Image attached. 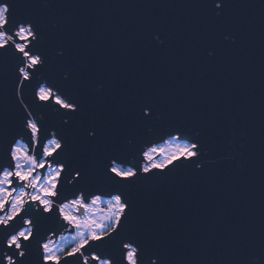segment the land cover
Segmentation results:
<instances>
[{"label":"water","instance_id":"95a60500","mask_svg":"<svg viewBox=\"0 0 264 264\" xmlns=\"http://www.w3.org/2000/svg\"><path fill=\"white\" fill-rule=\"evenodd\" d=\"M0 6L4 33L21 43L13 30L28 25L24 51L38 59L24 77L22 53L6 38L0 46V176L8 170L7 188L21 187L14 146L21 142L39 162L51 134L58 147L39 172L60 166L48 211L29 198L0 223V264H85L91 255L87 264H129L128 247L134 264H264V0ZM43 85L47 99L37 95ZM172 136L195 154L140 171L144 149ZM113 163L134 172L119 176ZM77 195L86 203L116 196L123 212L81 252L45 261L40 243L66 232L58 208ZM26 225L29 236L8 244Z\"/></svg>","mask_w":264,"mask_h":264},{"label":"rangeland","instance_id":"374dc122","mask_svg":"<svg viewBox=\"0 0 264 264\" xmlns=\"http://www.w3.org/2000/svg\"><path fill=\"white\" fill-rule=\"evenodd\" d=\"M18 34L19 40H25L31 33L28 27H20ZM0 43H3V40H0ZM15 45L18 49L24 48L23 44ZM27 61L26 65L28 67H33V64L38 62V59L36 56H27ZM22 69L20 70L22 75L27 77L28 72L25 70L26 66ZM37 95L39 99H47L50 95V90L43 85L39 88ZM54 98L59 105L67 106L62 99L57 96ZM57 147L58 142L55 138L47 140L43 148L44 154L41 160L37 162L36 159L28 155L25 146L21 142L14 146L12 151L15 163L13 175L15 177L17 176L19 182L23 180V187H17L16 190L15 188H7V186H10V178L12 175L8 170L4 171L0 176V209H5V202H9L7 213L6 210H4L0 215V223H6L17 214L23 206V203L29 198L35 201L38 199L39 206H41L44 211L49 210L52 200L46 195H54V188L59 175L60 166H50V163H48L43 176H41L39 170L45 163V157L51 154ZM194 154L193 144L178 140L175 136H172L166 138L159 144L144 149L143 157L145 161L140 163V171L144 172L156 167L162 168L180 156L189 157ZM111 170L119 176H129L134 172L133 169L128 166L122 167V165L116 163L111 165ZM32 172H34L33 175H31ZM24 187L29 188V190H25ZM78 206L83 208V213L80 216L74 213L78 212ZM122 212L123 204L116 196L111 198L92 196L88 198V202L86 203L80 195H77L75 198L63 203L58 208L59 220L61 221L62 218L65 224H70L73 227V231L69 233L68 230H72V228H70V225H67L63 230L66 232L57 234L55 241L54 237L49 239L52 235L48 236L47 239L41 243L43 259L45 261L50 260L57 262L63 257L64 253L74 254L76 251L81 252L80 248L89 240L96 239L111 231L116 226ZM25 222L26 224L29 223L28 220ZM29 233L30 227L26 225L18 234L9 239L8 244L13 243L18 247L19 242L17 238H27ZM90 257L96 259L95 255H91ZM90 257H84L85 264H87L85 258L90 259ZM126 260L129 264H134V249L132 247H128ZM9 262H11V259H7L6 263L9 264ZM96 264H110V262L106 258H103L97 259Z\"/></svg>","mask_w":264,"mask_h":264},{"label":"built area","instance_id":"2783aa9c","mask_svg":"<svg viewBox=\"0 0 264 264\" xmlns=\"http://www.w3.org/2000/svg\"><path fill=\"white\" fill-rule=\"evenodd\" d=\"M5 12H6V7L5 6H0V38H1L0 40H3V43H0V46L7 45L8 44L7 41H6V39H7L11 44L14 45L15 50L20 51L22 53V56L25 58V66H26V60H27V57L26 56L29 57L28 53H26L24 51L25 50V45L29 43L28 40H26V39L29 38L30 36L33 37V32H32V30L30 29V27L28 25L17 27L18 31L16 29H14L13 30V33L16 34L15 37L18 40H19V34H18V32L20 30V27H28L31 34L25 39L26 41L23 40L21 43L20 42H16L15 43L13 37L11 35H9V34L4 33V31L2 30V27H1V26H3L5 24V21H6ZM15 44H23L24 45V48L23 49H18ZM26 127H27V129L30 130L33 144H35L36 143V140H37V136H38V134H37L38 129H37V125H36L35 120H33L31 117H29V119H28V121L26 123ZM51 138H54L53 134H51ZM17 143H20V142H17ZM25 148H26V146H25ZM26 150H27V148H26ZM43 154H44V149H43ZM28 155L35 159V157H34V155L32 153H30Z\"/></svg>","mask_w":264,"mask_h":264},{"label":"trees","instance_id":"16d2710c","mask_svg":"<svg viewBox=\"0 0 264 264\" xmlns=\"http://www.w3.org/2000/svg\"><path fill=\"white\" fill-rule=\"evenodd\" d=\"M40 246H41V243H40ZM67 254H69V253H64V255H67ZM64 255H63V256H64Z\"/></svg>","mask_w":264,"mask_h":264},{"label":"flooded vegetation","instance_id":"af4514ba","mask_svg":"<svg viewBox=\"0 0 264 264\" xmlns=\"http://www.w3.org/2000/svg\"><path fill=\"white\" fill-rule=\"evenodd\" d=\"M161 143V142H160ZM159 144V143H158ZM22 187V186H21Z\"/></svg>","mask_w":264,"mask_h":264}]
</instances>
